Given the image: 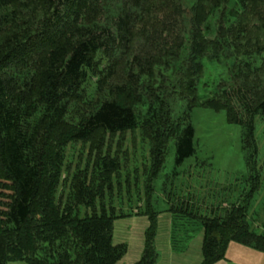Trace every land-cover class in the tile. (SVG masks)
Wrapping results in <instances>:
<instances>
[{
  "label": "trees",
  "instance_id": "1",
  "mask_svg": "<svg viewBox=\"0 0 264 264\" xmlns=\"http://www.w3.org/2000/svg\"><path fill=\"white\" fill-rule=\"evenodd\" d=\"M188 1L194 15L190 57L179 66L175 63L183 46L179 36L166 61L176 65L181 77L179 87L190 96L195 95L197 79L204 73L203 60L227 61L230 73L236 74L232 76L234 89H220L222 92L206 106L225 110L231 123L243 126L245 147L253 150L246 157V165L255 172L252 159L258 148L254 119L258 115L264 119V0H236L230 12L234 22L229 28L221 24L213 40L206 37L203 27L219 13L225 0ZM106 9L104 0H0V188L10 186L9 191L14 192L8 203L0 200V264L19 260L30 264H118L127 252L126 245H113L115 210L108 213L102 208L99 212L95 207L97 197L110 189L112 174L118 170L114 160L98 161L95 173L99 175L91 183L84 172H78L71 188L73 200L68 199L64 206L55 200L56 183L49 187L48 201L37 204L45 177L41 161L47 142L41 141L39 134L58 131L71 103L84 101V86L90 76L97 78L98 93L106 90V94L60 145L56 173H60L62 164L60 150L68 142H86L98 133L133 130L143 115V124L149 128L161 117L157 127L151 129L158 137L160 125L166 122V99L159 92L146 96L147 105L143 95L137 102L130 100L137 87L149 86L147 80L156 86L155 63L147 59L143 64V59L135 55L128 59L126 71L119 69L126 64L122 58L131 56L134 42L143 34L139 26L152 29L150 25L157 18L154 2L125 0L112 28L100 20ZM161 39L167 42L163 32ZM99 55L108 60L105 67ZM233 56L261 57L262 64L230 65L228 60ZM32 64L35 72L24 78L20 71ZM17 69L19 75L10 73ZM114 79L125 82L114 84ZM89 100L86 103L93 101ZM144 108L146 115L141 112ZM194 137V127L189 123L175 143L177 164L195 154ZM79 205L92 208V214L84 218L75 215ZM240 212L242 215L232 214L225 220L203 221V264L223 260L231 242L264 252V235L252 232L244 211ZM153 237L151 229L143 257L136 264L156 263Z\"/></svg>",
  "mask_w": 264,
  "mask_h": 264
},
{
  "label": "rangeland",
  "instance_id": "2",
  "mask_svg": "<svg viewBox=\"0 0 264 264\" xmlns=\"http://www.w3.org/2000/svg\"><path fill=\"white\" fill-rule=\"evenodd\" d=\"M124 1L104 0L107 9L100 19L102 25L112 28V21L115 22ZM150 1L154 2L157 16L150 25L152 29L139 26L143 34L134 42L129 52L131 56L126 54L122 58L126 64L119 69L123 67V72L126 71L128 59L135 55L143 59V64L147 59L151 64L155 63L153 68L157 78L156 86L147 80L149 86L137 87L130 100L137 102L143 95L144 105H147L146 96L157 92L162 99H166L167 119L160 125V134L155 136L151 129L157 127L156 122L161 117L149 128L143 124V115L137 128L133 130L113 135L98 133L86 142H68L60 150L62 164L60 173H56V156H59L60 145L72 130L80 126L89 111L96 108V103L103 100V94H106V90L102 91L103 94L98 93L101 91L96 84L97 78L90 76L84 86V101L71 103L66 121L58 131L51 135L45 131L39 134L40 140L47 142L43 145L42 156L45 159L41 161L45 177L37 204L48 201L49 187L56 183L55 200L64 206L68 199L73 200L71 188L78 172H84L87 182L91 183L99 175L98 171L95 173V164L112 159L118 164V170L112 174L110 189L103 196L97 197L95 207L99 212L102 208H107L108 213L112 208L115 210L113 245L127 246V252L118 264H136L142 259L151 229L154 232L153 247L157 253L155 264H203V221L207 218L225 220L232 214L242 215L240 211H244L250 230L264 235V119L260 115L254 119L258 148V153L252 159L256 169L254 172L246 165V157L250 152L253 154V150L245 147L243 126L231 123L225 110L206 106L221 90L234 89L235 78L232 76L236 74L230 73L226 60L216 63L205 59L202 61L204 73L197 79L195 95L190 96L182 90L178 84L181 77L175 71L176 65L170 66L166 59L170 50L178 44L179 36L183 39V46L179 54L180 60L177 59L175 63L179 66L190 57V32L194 16L192 5L188 0ZM235 5L236 0H225L219 13L209 19L208 26L203 27L209 40L217 37L221 24L227 28L232 25L234 20L230 12ZM162 32L167 42L161 39ZM99 62L103 67L108 64V60L102 55H99ZM228 62L230 65L235 62L253 63L256 67L262 64V58L233 56ZM166 67L169 70L165 71ZM19 71L12 70L10 73L17 76L23 72V77L28 78L35 72L34 64ZM135 72L139 70L136 69ZM119 78L125 80L123 73ZM113 81L114 84L125 82H116V79ZM88 98L93 101L86 103ZM120 100L125 101L124 98ZM140 111L139 113H145L146 109ZM189 123L195 130L196 152L177 164L175 143ZM9 189L10 186L0 188V192L4 194L3 197L0 196V200L4 203H8L14 193ZM74 214L84 218L92 214V208L79 205L74 209ZM6 264L30 263L19 260ZM216 264H264V252L231 242L225 258Z\"/></svg>",
  "mask_w": 264,
  "mask_h": 264
}]
</instances>
